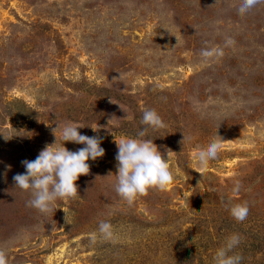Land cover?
<instances>
[{
  "label": "rangeland",
  "instance_id": "rangeland-1",
  "mask_svg": "<svg viewBox=\"0 0 264 264\" xmlns=\"http://www.w3.org/2000/svg\"><path fill=\"white\" fill-rule=\"evenodd\" d=\"M241 3L0 0V248L9 264H215L233 234L241 264H264V3L243 16ZM205 47L224 55L205 60ZM145 109L167 126L139 138L165 158L173 152L175 180L129 205L115 190L116 142L147 127ZM71 123L99 136L105 155L88 161L75 199L42 213L13 177L45 145L60 146ZM220 139L202 170L194 154ZM244 202L238 222L230 208ZM101 221L113 240L100 238Z\"/></svg>",
  "mask_w": 264,
  "mask_h": 264
},
{
  "label": "clouds",
  "instance_id": "clouds-1",
  "mask_svg": "<svg viewBox=\"0 0 264 264\" xmlns=\"http://www.w3.org/2000/svg\"><path fill=\"white\" fill-rule=\"evenodd\" d=\"M260 3H264V0H242L238 12L243 16ZM234 43L231 38L226 40V45ZM200 54L208 60L222 57L224 51L220 47H205L201 49ZM141 124L147 127L137 133V138L126 137L119 142L115 141L118 148L115 190L129 205H132L139 196L147 195L150 189L167 190L175 180L169 162L173 152L166 150L165 158L152 139L139 138L146 136L149 129H163L167 125L155 109L144 110ZM79 128L83 126L74 123L66 125L61 132L63 143L60 146H57V139L54 144L45 145L35 160L22 161L26 172L13 177L15 187L31 192L29 206L42 213L54 211L53 206L57 199H75L78 195L76 182L80 176H87L90 173L88 161H96L105 155V150L101 147L102 139L99 136L82 135L78 131ZM56 131L57 128L53 129L54 135ZM66 142L81 144L84 147L72 152L63 146ZM222 143V139L214 140L206 149L194 154L202 170L207 169L210 161L217 158ZM240 187V182H236L234 191H239ZM230 213L235 220L243 222L249 214V206L247 202L235 204L230 208ZM98 233L100 238L105 240L115 238L114 226L108 221L99 223ZM96 238L97 233L94 232L93 241ZM239 243V234L229 237L226 245L217 251L214 257L215 264H241L242 256L233 253V249ZM0 264H9L3 248H0Z\"/></svg>",
  "mask_w": 264,
  "mask_h": 264
}]
</instances>
